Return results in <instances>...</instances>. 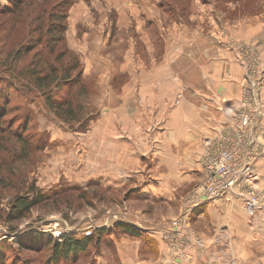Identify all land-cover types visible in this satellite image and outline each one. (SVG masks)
Instances as JSON below:
<instances>
[{"label": "rangeland", "instance_id": "1", "mask_svg": "<svg viewBox=\"0 0 264 264\" xmlns=\"http://www.w3.org/2000/svg\"><path fill=\"white\" fill-rule=\"evenodd\" d=\"M67 1L65 6L64 0H0V105L6 107L0 117L4 126L0 130V264H187L199 249L206 248L208 239L211 264H218L221 257L226 264H234L236 250L228 228L208 222V213L198 216L202 207L226 196L197 206L189 204L202 182L203 168L192 184L178 182L175 189L163 191L158 176L147 172L154 164L150 157H144L143 163L139 157L127 170L120 169L118 162L124 163L125 156H120L119 143L113 153L116 165L108 176L110 135L105 122L112 112L119 118L121 108L128 107L130 114L134 113L139 101L135 95L127 97L122 86L126 83V88H133L135 84L129 83L136 73L143 67L152 69L155 63L138 43L137 22L126 18L127 10L133 7L149 12L154 8L155 21L146 29L158 39L162 57L167 40L179 26L201 30L207 36L219 31L213 35L220 37L244 72L242 94L231 123L221 132L231 138L238 114L244 109L256 111L253 135L262 143L258 149L263 148L264 0ZM63 14H67L66 19L61 18ZM59 23L67 24L65 41L49 32ZM224 24L235 26L228 36L222 34ZM247 28L257 29L256 34L250 35ZM52 46L53 53L49 52ZM73 53L80 64L70 78L81 70L79 81L74 87L70 82L61 83L57 90L53 86L51 96L67 99L70 94L73 104L80 102L79 119L57 116L45 91L23 85L29 82L30 72L45 71L47 60L52 65L71 66ZM155 54L158 58V50ZM249 75L254 79V94L248 87ZM14 129L30 146L21 160L17 152L22 142ZM134 153L126 157L130 160ZM263 158L264 154L254 163L257 179L253 187L260 198L256 213L249 214L244 201L249 186L235 191L259 236L264 235V163H259ZM140 166L145 168L142 174L136 169ZM31 185L47 194V199L22 217L9 220L16 194L31 198L37 193L30 192ZM125 226L140 235L128 232ZM64 234L92 235L93 240L86 251L53 261L48 239H61ZM260 244L264 241L258 240L257 251ZM201 264H205L203 259Z\"/></svg>", "mask_w": 264, "mask_h": 264}, {"label": "crops", "instance_id": "2", "mask_svg": "<svg viewBox=\"0 0 264 264\" xmlns=\"http://www.w3.org/2000/svg\"><path fill=\"white\" fill-rule=\"evenodd\" d=\"M155 12L154 8L148 12L129 7L125 15L130 21L136 20L138 43L155 63L152 69L143 67L136 73L129 83L135 84L133 88H126V83L122 86L127 97L132 94L139 101L134 113L130 114L128 107L121 108L119 118L112 112L109 121L105 122L110 135L107 150L110 155L106 160L110 166L105 173L112 176L116 165H113L116 162L113 153L117 152L120 143V156H125L124 163L118 162L120 169L127 170V165L139 162V157L141 163L145 162L144 157H150L154 164L147 172L158 176L159 182L163 183L162 190L168 192L171 187L175 189L178 182L190 185L201 176L206 142L231 123L234 106L242 94L240 81L244 72L232 52L221 44L220 37L213 35L219 32L214 29L207 36L195 28L177 27V32L167 40L162 57L158 39L146 29L155 21ZM227 25L224 24V36L235 27ZM247 30L250 35L257 32V29ZM156 50L158 58H155ZM133 152L135 157L129 160L126 154ZM259 163H264V158ZM143 168L136 169H141L142 174ZM236 194L233 192L205 205L198 216L208 213V222L228 228L236 250L234 264H264V253H257L264 252V244H260L262 248L257 251L258 240L264 241V235H257L255 226L249 224ZM209 241L206 248L199 249L187 264H201L202 259L205 264H211L213 253ZM222 258L218 264H226Z\"/></svg>", "mask_w": 264, "mask_h": 264}, {"label": "built area", "instance_id": "3", "mask_svg": "<svg viewBox=\"0 0 264 264\" xmlns=\"http://www.w3.org/2000/svg\"><path fill=\"white\" fill-rule=\"evenodd\" d=\"M248 79L249 81L245 80L254 94V79L251 80L250 75ZM238 115L231 129L233 132L231 138L221 132V136L210 140L205 160H203L202 182L197 186L189 204L197 206L207 200L228 196L249 186L251 190L243 194L244 201L249 214L256 213L260 198L255 192L256 188L253 187L257 179L254 173V163L259 156L264 154V147L258 149L259 144L262 143L253 135L257 112L244 109Z\"/></svg>", "mask_w": 264, "mask_h": 264}, {"label": "trees", "instance_id": "4", "mask_svg": "<svg viewBox=\"0 0 264 264\" xmlns=\"http://www.w3.org/2000/svg\"><path fill=\"white\" fill-rule=\"evenodd\" d=\"M68 4H69L68 1L64 0V5L67 6ZM61 18L66 19L67 14H63ZM66 30H67V24L64 23H59L58 26L49 28V32L57 33L58 34L57 40L62 39V41H65ZM49 52L51 53L54 52V46H52L49 49ZM17 53H19V51ZM73 55L75 57L73 58L72 65L69 67H63L59 63L56 65H52V63H50L48 60L45 61V67H46L45 71L43 70V68H41L39 74L30 72L29 82H27V85L26 84L23 85L27 88H30L33 85V87H37L45 91V94H47V101L49 103V106L54 110L57 116L59 117L70 116L79 119L80 117L79 115H81L79 113L82 110V104L80 102L79 103L77 102V104H73V100H71L70 94L67 99L55 98L51 96L54 93V89L52 88L53 86L56 87L57 90L60 89L59 87H61V83L70 82V86L74 87L79 81V76L81 77V73H82L81 70L78 71L76 76L70 78L72 71L77 69L80 64L77 55L75 53H73ZM55 59L59 61L60 57L58 56V54L56 55ZM4 108H6L4 104H1L0 117L2 115V110ZM3 127L4 126L0 123V130H2ZM26 127L27 125H25V129ZM13 132L16 134L17 138H19L20 141L22 142V145L18 149V152L16 151L17 155H19L20 157L19 159L21 160V158L24 157V155H28V153L30 152V146L26 143V139L22 136L19 130L14 129ZM16 161H18L17 158ZM13 171H15V169H13ZM29 190L30 192L33 193V191L35 190V186L31 185V187H29ZM34 192L37 193L35 195H32L31 198H29L27 194L26 195L16 194L15 200L8 214V216L10 217L9 220H14L22 217L26 212L30 210V208H32L34 205L43 202L48 197L47 194L40 193L38 192V190H35ZM125 228H126L125 230H127L128 232H131L136 235H140L139 231H137L136 229L130 226H125ZM91 240H93L92 235L78 237L74 234H64L61 237V239L51 236L48 239V243L52 244L53 261L56 260L58 261L59 258L62 257L67 259L71 257L72 254L86 251L88 249Z\"/></svg>", "mask_w": 264, "mask_h": 264}, {"label": "bare ground", "instance_id": "5", "mask_svg": "<svg viewBox=\"0 0 264 264\" xmlns=\"http://www.w3.org/2000/svg\"><path fill=\"white\" fill-rule=\"evenodd\" d=\"M238 194V193H237Z\"/></svg>", "mask_w": 264, "mask_h": 264}]
</instances>
